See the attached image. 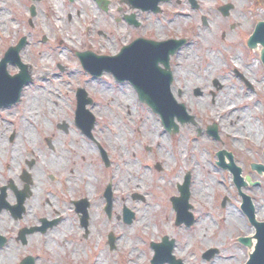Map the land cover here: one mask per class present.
I'll return each mask as SVG.
<instances>
[{"label": "flooded vegetation", "instance_id": "af4514ba", "mask_svg": "<svg viewBox=\"0 0 264 264\" xmlns=\"http://www.w3.org/2000/svg\"><path fill=\"white\" fill-rule=\"evenodd\" d=\"M24 1L27 24L34 29L37 16L42 14V0ZM45 1L48 8L49 1L56 6L53 0ZM64 1L68 8L75 4L77 14L89 13L92 30L99 23L112 22L121 33L122 45L108 52L115 36L98 31L106 37L104 52L83 50L104 59L103 67L96 68L94 75L82 69L76 54L75 72L67 64L53 62L50 71L39 74L25 62L30 81L20 90L19 99L0 101V264H66V257L72 254L65 251L72 243L70 236L89 239L95 231V218H103L107 230L102 237L104 247L112 252L122 241V235L117 236L112 228L126 226V212L132 213L134 222L140 204L151 209L150 202L159 198L173 214L172 201L182 187L192 213L198 197L194 192L199 161L208 162L225 178L228 175L235 190L233 173L238 169L245 184L241 189L245 190L249 182L245 180V164L238 158L264 154V120L254 122V136L237 125L248 109L244 96L255 90L250 75H254L252 65L256 61L264 74L261 52L258 49V56L254 55V48L248 45L255 24L248 16L249 0ZM127 32L129 38L123 35ZM133 43L136 49L125 54V47ZM30 45L27 40L20 51ZM12 46L10 42L0 48V59ZM247 51L253 56L248 58ZM9 67L17 70L9 63L6 73ZM75 73L80 75L79 84L67 87V82L64 88V76ZM52 80L63 89L52 87L47 96L34 93L31 99L25 98L24 90L34 81L44 82L51 89ZM97 83L100 86L96 90L88 88ZM10 88L5 86L3 91ZM116 91L121 99L114 98ZM48 96H54L53 101ZM106 97L109 101L105 103ZM160 101L183 103L188 118L177 119L176 110L171 108L161 113L173 115L172 120L161 119L146 105ZM58 102L69 107V118L55 115L54 121H36L35 108L58 107ZM81 104L86 110L83 123L75 112ZM111 106L124 112L118 120ZM104 119L107 122L100 124ZM136 133L144 135L143 139L130 138ZM247 139L252 145L246 149ZM136 146L140 156H136ZM231 163L234 167L228 168ZM170 166L181 170L172 180L167 178ZM247 169L254 171L251 163ZM194 223L193 216L191 225ZM168 238L175 251V238ZM207 250L199 251L201 258Z\"/></svg>", "mask_w": 264, "mask_h": 264}, {"label": "rangeland", "instance_id": "374dc122", "mask_svg": "<svg viewBox=\"0 0 264 264\" xmlns=\"http://www.w3.org/2000/svg\"><path fill=\"white\" fill-rule=\"evenodd\" d=\"M24 2V0H0V12L2 13L1 15L4 16L3 20L6 21L4 32L0 30V48L9 46L10 42L12 45H15L18 43V39L24 37L25 40L31 42V45L26 47L23 53L21 52V60L24 63H31L33 72L35 73L41 74L47 70L50 71L53 67V62L67 64L70 66L68 67L69 70L75 72L74 69L77 68V59H75L76 57L74 56L75 52H82L84 49H90L98 54L104 52L102 46L106 43V37H101L98 31L104 33L108 32L112 36H115L114 43H112L108 50L106 48L108 52L110 49L115 50L122 45V42H119L121 33L112 22L99 23L98 26L92 30V28H90L92 26H90L88 19L89 13L86 12L84 14L81 12V14H77V11H79L78 7L73 4L72 7L68 8L64 0H53L56 8L51 5L52 3H50V1V8H48L45 6L47 2L42 0L39 4L42 14L37 16L35 28L30 29L27 24L28 18L26 8H24ZM248 2L250 9V14H248V16L251 22L255 21L256 24L257 22L263 21L264 0H260L259 3H257V0H249ZM44 14L48 16L46 17ZM68 15L71 17V21H68ZM255 24H253V28ZM253 28L251 30H253ZM123 35L129 38L128 32ZM108 36L112 38L110 35ZM42 38L47 39V43L43 44L41 42L43 40ZM253 54L258 56V51L255 50ZM253 54L249 51L248 58L250 55L253 56ZM252 67H254V69L252 68L254 75H250V82L255 90L254 93L244 96L243 102L248 105V109H245L241 118L244 117L251 126H254V122L264 120V74H262L260 63L257 61ZM7 73L16 74L18 72L14 68L9 67ZM64 77V88L74 87L80 82V75L76 73L75 76L70 77L68 74ZM52 81L49 87L51 89H47L44 82L34 81V84L24 90L23 93L25 98L31 99L34 93L37 94V97H41L42 95L47 96L45 94L48 93L47 91L53 92L52 87L63 89L58 81ZM67 82H70V86H67ZM228 84L231 86L230 83ZM92 86L95 87L96 90L100 84H89L88 88ZM114 95V98L121 97L120 92L117 91L114 92ZM108 98L109 97H106L103 99L104 101H102L106 103V100L109 101ZM48 99L53 101L54 96H48ZM43 103L47 107V104L45 102ZM58 103V107L48 105L51 109L45 106L42 108H35L34 113H38L36 121L40 123L46 120L54 121V119H57L55 115L58 116V119L69 118L71 114L69 107L66 106L65 102ZM23 106L29 107V103H23ZM111 107L112 110L115 111V116L118 120L119 116L121 117L124 112L117 106ZM133 107L134 105L131 104L130 108L132 109ZM103 109L102 106L101 110L103 111ZM107 120L108 119L101 120L102 123L100 124H104ZM110 120H113V118ZM136 126L135 124L134 127ZM140 131L142 133V129H140ZM143 136L136 133L135 136H131L130 138L140 141L143 139ZM244 143L246 149L251 148L252 144L249 139L244 140ZM135 149L136 156H140L139 148L136 146ZM257 154L238 159H241V162L245 164L244 174L249 177V180L253 183L258 182L260 184L259 188L249 186L245 190L241 189L243 193L251 198L254 206L261 207V217H255L259 222L264 220V177L263 175H257L254 171L247 169L250 163L264 164V158ZM69 157H71V155ZM202 163L204 162L199 161L198 169L196 170L198 176V183H196V185H200H198L199 187L196 186V188H204L207 193L202 194V196L198 194V197L193 201L194 209L192 214L194 219H196L195 223L197 219L201 217L199 222L195 224L197 225L196 228L186 230L184 228H178V226L175 227V225H173L175 216L172 219L173 214L170 207L165 203H161L160 200L158 201L159 198H154V200L152 199L153 203L157 202V205H153L152 202L147 200L150 202V205H152L151 209L140 204L143 212L136 214V220L131 226L126 225L121 227L116 225V229L114 230V228H112L114 220H111V231H114L117 236L118 234L122 235V241L117 242V247L112 252H109L104 247L102 237L107 230L104 229L103 218L99 220L97 218L93 219L95 231L86 241L81 239L80 235H71L70 240L72 243L70 246H66L65 251L72 254L66 257V264H71V262H73V264H94L96 259L100 261L97 264H151L153 259L152 244L158 243L163 235L175 238L176 249L173 252L174 257L181 258L183 264H242L250 255L248 254L250 249L239 244L238 239L245 236L251 238L253 227L247 221L244 213L239 210L242 201L235 187H233L232 180L229 179V176L227 175L225 178L222 172L214 171L212 167L209 166L208 162H205V167ZM85 165L87 166V163ZM90 166L91 165H88V167ZM169 169V173L166 171L165 173H167V178L171 180L179 173L181 174V170L178 166H170ZM135 170L133 174L138 177V172L136 173ZM228 209L241 215L242 224L240 225V230H235L234 227H230L224 222L228 215ZM144 211H148L147 215H144ZM140 219L143 222L139 225L138 220ZM205 220L207 221V226H203L202 224ZM199 225H201V227ZM199 228L203 229L201 234H199ZM100 229H103L101 234L99 233ZM206 248L208 250L209 248H215L217 251L212 255L213 258L209 260L201 258L199 253L200 250ZM99 257H101V259H99Z\"/></svg>", "mask_w": 264, "mask_h": 264}, {"label": "water", "instance_id": "95a60500", "mask_svg": "<svg viewBox=\"0 0 264 264\" xmlns=\"http://www.w3.org/2000/svg\"><path fill=\"white\" fill-rule=\"evenodd\" d=\"M249 45H255L257 42H260L262 47L264 48V21L257 24L255 28V32L253 34V37L249 40ZM26 40L24 38H21L18 42V45L16 47H10L6 51L7 53L3 57V59L0 61V101L3 103H10V102H16L19 99L20 96V90L23 86L27 85L29 82V73L27 72L26 66L22 64L19 60V52L20 49L25 45ZM136 49V43L131 44L129 47H125L123 51L126 53H130L131 51ZM123 53V52H122ZM78 58L81 61L82 67L86 70H88L91 74H95L96 68H102L104 65V59L101 57L94 56L88 52H84L83 54H77ZM262 62H264V52L262 53ZM11 63L15 65L19 69V74L11 77L9 76L5 69L6 66ZM100 74V73H99ZM98 74V75H99ZM5 86L11 87L7 91H3ZM147 106H150L151 109H153L155 112L159 113L161 115V118L163 120L171 121L170 114L167 113H161V111H168L171 110V108H174L176 110L174 116H177V119L186 118L185 115V108H183L182 105H177L174 101H160L158 102H148L146 103ZM77 118L79 123H83L84 118V109L83 105H79L77 107ZM172 123L169 122V126ZM167 128V127H166ZM258 172L264 171V167L262 166H254ZM234 180L240 181L238 177V172H235ZM238 185V184H237ZM240 185H238V188ZM181 198L176 199L173 201L174 204V210L177 215L176 223L180 224L182 221H184L187 217L186 214V205L185 200L187 198V193L184 190H180ZM243 205L241 206L243 212L248 217L249 222L254 226L255 229V247L252 251L251 255L249 256L248 260L244 264H264V221L259 223L255 221V215L253 211V206L249 198L246 196H242ZM126 220L125 222L127 224H131L132 222V215L130 213H126ZM110 243L113 244L114 239L111 238ZM167 238H164L160 244L152 245V248H154V256L152 260V264H182L180 260H175L170 253H171V243L166 241ZM239 242L244 244L245 246L250 247L251 243L248 238H240ZM113 248V247H111ZM215 250H209V253L207 254V259L212 257V255L215 253Z\"/></svg>", "mask_w": 264, "mask_h": 264}, {"label": "bare ground", "instance_id": "6f19581e", "mask_svg": "<svg viewBox=\"0 0 264 264\" xmlns=\"http://www.w3.org/2000/svg\"><path fill=\"white\" fill-rule=\"evenodd\" d=\"M2 13L0 12V30H1V32H4V26H5V20H3V15H1ZM257 49H260V48H257ZM36 96V95H35ZM125 99L126 98H128V94H126V95H124L123 96ZM127 102V100L125 101V103ZM247 121L244 119V117L242 118V119H240L238 122H237V125L240 127V128H242L243 129V131H248L250 134H253V136H254V133H255V130H256V128L253 126V128L249 125H247V124H245ZM258 137H259V135H258ZM202 165L205 167V163H202ZM198 183V182H197ZM199 184H197L196 186L197 187H199L198 186ZM207 192H205V189L204 188H195V192H194V197H195V195L197 194H201V196H202V194H206ZM253 206H254V203H253ZM253 211H254V213H255V217L256 218H259V217H261V214H262V209H261V207L260 206H258V207H256V206H254V208H253ZM140 212H143L142 210L140 211ZM147 213H148V211H144V215H147ZM241 219H242V217H241V215L240 214H237V212H234V211H231L230 209H228V215H227V218H226V220H224V222L225 223H227L228 224V226H230V227H234V229L235 230H240L241 229ZM199 220V219H198ZM143 221L140 219V220H138V223H139V225L142 223ZM199 222V221H198ZM197 222V223H198ZM202 224H203V226H207L208 224H207V221L205 220V221H203L202 222ZM200 227H201V225H199ZM199 230V234H201L202 232H203V229H198ZM252 232V231H251ZM99 259H101V257H99ZM98 262H100L99 260H95V264H97Z\"/></svg>", "mask_w": 264, "mask_h": 264}]
</instances>
